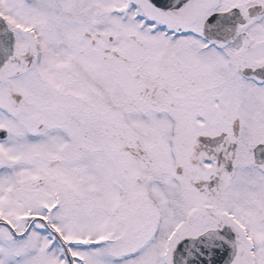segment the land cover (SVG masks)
<instances>
[{
  "label": "snow or ice",
  "instance_id": "1",
  "mask_svg": "<svg viewBox=\"0 0 264 264\" xmlns=\"http://www.w3.org/2000/svg\"><path fill=\"white\" fill-rule=\"evenodd\" d=\"M0 264H264V0H0Z\"/></svg>",
  "mask_w": 264,
  "mask_h": 264
}]
</instances>
